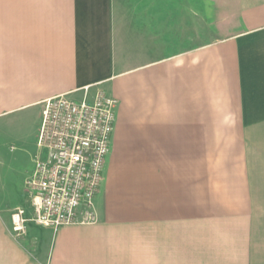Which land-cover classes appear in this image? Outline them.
<instances>
[{
	"label": "crops",
	"instance_id": "obj_1",
	"mask_svg": "<svg viewBox=\"0 0 264 264\" xmlns=\"http://www.w3.org/2000/svg\"><path fill=\"white\" fill-rule=\"evenodd\" d=\"M144 1L0 0V125L117 100L98 221L17 235L0 196V264H264V0H185L196 45Z\"/></svg>",
	"mask_w": 264,
	"mask_h": 264
},
{
	"label": "built area",
	"instance_id": "obj_2",
	"mask_svg": "<svg viewBox=\"0 0 264 264\" xmlns=\"http://www.w3.org/2000/svg\"><path fill=\"white\" fill-rule=\"evenodd\" d=\"M117 100L102 90L81 99L65 94L42 103L32 174L24 182L31 217L22 208L11 213L12 230L20 235L26 223L57 230L63 225L98 221L95 196L100 191L116 120Z\"/></svg>",
	"mask_w": 264,
	"mask_h": 264
},
{
	"label": "rangeland",
	"instance_id": "obj_3",
	"mask_svg": "<svg viewBox=\"0 0 264 264\" xmlns=\"http://www.w3.org/2000/svg\"><path fill=\"white\" fill-rule=\"evenodd\" d=\"M144 1V0H143ZM166 3H165V2ZM232 0H227V3H232ZM185 0H162L157 1L158 10L165 9L171 10L178 17L179 24V41L188 42V45H196L207 39L201 37H189L186 38L183 30L186 29V12ZM198 0H193L194 13L193 28L201 27L203 24L200 20V9L196 4ZM143 5L142 3H140ZM145 4V1H144ZM167 5V6H166ZM148 4L142 7L140 12H149L147 10ZM151 10L154 12V5L149 4ZM215 13L217 11L215 10ZM214 13V14H215ZM217 15L215 14L214 17ZM184 17V18H183ZM181 21V22H180ZM211 27L216 25L217 22H211ZM181 26V27H180ZM196 32H194L195 34ZM209 40V39H208ZM211 40V39H210ZM36 109L30 108L25 110L15 117L8 120L7 123L0 125V196L4 197L6 201L13 204H18L11 213L17 208L26 209L30 215H32V209L30 207V200L27 192L25 191L24 180L29 177L34 170V161L38 156L39 149L36 146L37 133L39 126V118L37 117ZM27 217V215L25 214ZM12 230V226H11ZM12 232L16 234L13 230ZM24 234V233H22ZM20 234V235H22Z\"/></svg>",
	"mask_w": 264,
	"mask_h": 264
}]
</instances>
